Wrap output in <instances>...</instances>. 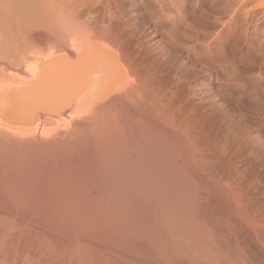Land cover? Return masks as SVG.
Here are the masks:
<instances>
[{
  "label": "rangeland",
  "instance_id": "obj_1",
  "mask_svg": "<svg viewBox=\"0 0 264 264\" xmlns=\"http://www.w3.org/2000/svg\"><path fill=\"white\" fill-rule=\"evenodd\" d=\"M44 1L45 12L61 10L62 1ZM90 1L110 31L108 42L86 44L108 46L114 62L69 75L75 84L57 75L18 106L0 105V130L8 129L0 141L11 142L0 152V264H264V0ZM59 11L31 15L34 41L46 30L41 22L63 35ZM44 42L13 55L22 50L34 62L63 54ZM8 70L3 81L25 76ZM100 75L104 88L113 83L110 95ZM23 153L27 171L12 168Z\"/></svg>",
  "mask_w": 264,
  "mask_h": 264
},
{
  "label": "bare ground",
  "instance_id": "obj_2",
  "mask_svg": "<svg viewBox=\"0 0 264 264\" xmlns=\"http://www.w3.org/2000/svg\"><path fill=\"white\" fill-rule=\"evenodd\" d=\"M47 1H50V0H47ZM47 1H46V3H45V7H46V4H48L47 3ZM55 1V0H54ZM60 1H62V2H60ZM94 1V0H93ZM104 1V0H103ZM213 1V0H212ZM217 1V0H216ZM229 2H230V0H228ZM232 1V0H231ZM237 0H235V2H236ZM239 2H241L242 0H238ZM238 1H237V3H238ZM44 0H0V34L2 35H0L1 36V38L3 37V39H2V42L0 41V45H2L3 43L6 45V47L4 48V44H3V47L2 46H0V50H2L1 52L3 53V51L5 52V54H2L3 56H2V59L4 60V62H5V65H4V62H3V64L2 65H4V67L2 68V66H1V68H0V105L1 106H8L9 105V101H10V103L11 104H13V106H15V105H17L18 106V104L21 102H19V97L21 98V100L22 101H24V99H25V97L27 96H31V95H28V94H30L31 93V91H32V89L31 88H33V87H40V86H42V85H44V87H45V85L46 84H50V83H52V79H55V77L57 76V75H62V76H64V74H66L67 75V79H68V82L70 81V79L68 78L69 77V75H70V77L71 76H76L77 75V77H80V75H82L83 73H85L86 72V70H91V69H89V68H91V66L93 65V62L95 63L94 65H96L98 62L99 63H102V65H106L107 66V63L109 64V60H110V62L113 60V58H110L109 59V57H108V54H109V49H108V46H99V48H97V46H95L94 44H89V43H87L86 44V41H89L90 42V39L89 38H93V37H96V38H98V37H100V39H101V37H106L108 34H107V32H106V26L108 25V24H106L104 21L106 20V18H105V20L104 21H102L103 19L102 18H100V19H102L101 21L100 20H98L97 18H96V15H100V14H98L99 12H96L97 14H95V11H97V9L95 10V11H92V10H90L92 7H93V4L91 3L92 1H90L89 2V0H59V2L61 3V10L59 11V15L61 16L62 15V17H60L61 19H63L64 20V22H63V20H61L62 21V23H64V24H67V25H65L66 26V29H68L67 31H66V29H65V31L64 30H62V31H64V33H63V35H60V37H56V34H57V32H56V34L54 33L55 32V30L54 31H51L53 28L51 27V23H50V25L48 24V26H50L52 29H48V27H46L47 26V24H45V25H42L41 23H43V22H41L40 23V25H41V27H39L38 26V28L40 29V28H43L44 29V27H42V26H45V28H46V30L44 31V32H40V31H37V32H40V33H38L39 34V36H41L40 37V40L39 41H34L33 39H32V35L34 34H31V28L32 29H34V30H37L36 28H33L32 27V21L33 20H31L30 19V17H31V15L35 12V14L36 13H38L39 15L37 16V17H39L40 16V19H43L42 17L44 16V14H46V16L48 15L47 13H49V12H45V9H44V7L42 6L43 4H44ZM53 2V1H52ZM51 1H50V3H52ZM96 2H98V1H96ZM161 2H162V0H161ZM160 2V3H161ZM219 2V1H218ZM232 2H234V0L232 1ZM261 2V1H260ZM49 3V4H50ZM54 3V2H53ZM50 4L51 6L52 5H54V4ZM63 3V4H62ZM91 3V4H90ZM99 3H100V1H99ZM103 3V2H102ZM101 3V4H102ZM106 3V2H105ZM237 3H235V6H237V5H239V4H237ZM262 3V2H261ZM74 5L72 8H73V11H71L70 10V8H71V6L72 5ZM158 4V3H157ZM164 4V3H163ZM167 4V3H166ZM237 4V5H236ZM240 4H242V2L240 3ZM49 5V6H50ZM68 5V6H67ZM69 5H71V6H69ZM89 5V6H88ZM108 5V4H107ZM227 5H229V3L227 4ZM102 6H104V5H102ZM211 6V5H210ZM230 6V5H229ZM231 6H234V4L232 3L231 4ZM240 6V5H239ZM238 6V7H239ZM52 10H51V12L52 13H54L56 10L54 9V7L52 6V7H50ZM50 8H49V10H50ZM56 8V7H55ZM98 8H99V6H98ZM101 8V7H100ZM104 8V7H103ZM227 8V7H226ZM231 8H233V7H231ZM53 9H54V12H53ZM60 9V8H59ZM95 9V8H94ZM238 9V8H237ZM236 9V10H237ZM48 10V11H49ZM99 10V9H98ZM106 10V9H105ZM229 10V12L231 11V9H228ZM58 11H56L55 13H58ZM102 11H104V10H102ZM71 12V13H70ZM73 12V13H72ZM105 12V11H104ZM103 12V13H104ZM231 12H234V9H232V11ZM242 12V11H241ZM245 12V11H244ZM243 12V13H244ZM264 12V11H263ZM51 13V14H52ZM54 13V14H55ZM102 13V14H103ZM225 13H227V12H225ZM242 13V14H243ZM50 14V13H49ZM50 14V15H51ZM53 14V17L55 18V20L57 21V25L60 27V29L62 28V24L60 23V25H62V26H60L59 25V16H57V15H54ZM233 14V13H232ZM37 15V14H36ZM43 15V16H42ZM245 15V14H244ZM33 16H34V14H33ZM42 16V17H41ZM45 16V17H46ZM56 16H57V18L59 19H56ZM103 16V15H102ZM108 15H106V17H107ZM48 17H49V15H48ZM52 17V15L49 17V19ZM101 17V16H100ZM109 17L110 18H112L111 16H110V14H109ZM109 17L107 18V19H109ZM244 17V16H243ZM247 17V16H246ZM40 19H39V22H40ZM110 20V19H109ZM44 21V20H43ZM56 21H54L55 22V24H56ZM108 21V20H107ZM111 21V20H110ZM45 22V21H44ZM66 22V23H65ZM109 22V21H108ZM48 23V22H47ZM223 23V22H222ZM221 23V24H222ZM224 24V23H223ZM54 25V24H53ZM57 26V27H58ZM67 26H69V27H67ZM240 26V25H239ZM255 26V25H254ZM49 27V28H50ZM58 27V28H59ZM109 27V26H108ZM107 27V28H108ZM255 28V27H254ZM42 29V30H43ZM59 29V30H60ZM106 29V30H105ZM234 29H235V27H234ZM33 30V31H34ZM41 30V29H40ZM61 31V32H62ZM108 31V30H107ZM110 31V30H109ZM109 31H108V33H109ZM36 32V33H37ZM59 33V34H62V33ZM84 33V34H83ZM256 33V32H255ZM78 35V36H77ZM79 35H80V37H79ZM79 37L82 41V43L83 44H85V45H83V44H81V43H79V44H76V39H79V38H77V37ZM109 36V35H108ZM0 38V39H1ZM41 38H43V39H45V40H43V42L44 41H47V43H48V45H49V51H55V52H53V53H58L59 52V54L60 53H63V54H61V55H57L56 54V56H53L52 58H48V57H46V58H48V59H46L45 60V58L44 59H42L41 61L39 60V61H34V62H29L28 61V59H27V57L25 56V54H23V53H20L22 50H20L19 51V55H13L14 53H15V50H16V48H18L20 45V47H19V49L20 48H23V50L24 49H26V51H29L28 50V48L27 47H29V48H31L30 46H34V45H40L41 43H43L41 40ZM76 38V39H75ZM108 37H106V39H107ZM109 39V38H108ZM108 39H107V42H108ZM111 39V38H110ZM3 40H5V41H3ZM38 40V39H37ZM94 40V38L92 39V41ZM103 40L105 41V39L103 38ZM41 41V42H40ZM80 40H78V42H79ZM97 41V40H96ZM102 41V40H101ZM111 41V40H110ZM259 41V40H258ZM85 42V43H84ZM45 43V42H44ZM91 43H94V42H91ZM7 44H9L8 45V47H7ZM17 44V45H16ZM46 44V43H45ZM19 45V46H18ZM66 45L69 47V48H71L72 50H70V51H73L74 52V54H73V59H71L68 55H67V53H64L63 52V50L66 48ZM94 45V46H93ZM106 45V44H105ZM1 47L2 48H4V49H1ZM67 47V48H68ZM110 47V46H109ZM35 48V47H34ZM37 48V47H36ZM18 49V50H19ZM32 49V48H31ZM17 50V51H18ZM37 51H38V49H36ZM35 50V51H36ZM36 51V52H37ZM115 51V50H114ZM14 52V53H13ZM31 52H32V50H31ZM40 49H39V54H40ZM11 53H12V55H11ZM35 53V52H34ZM33 54V52L31 53V55ZM45 55V54H44ZM44 55H43V57H44ZM115 55V54H114ZM1 56V55H0ZM5 56V57H4ZM34 56V55H33ZM36 56V55H35ZM46 56V55H45ZM110 56V55H109ZM39 57V56H38ZM40 57H41V54H40ZM107 58V62H106V58ZM34 58V57H33ZM105 58V59H104ZM112 59V60H111ZM30 60V59H29ZM101 60H102V62H101ZM97 61V62H96ZM103 62L105 63L106 62V64H103ZM112 62H114V61H112ZM116 63V62H115ZM113 65V66H112ZM109 66V65H108ZM118 66H119V64H118ZM110 67V66H109ZM9 68H11V69H13V70H15V71H19L21 74H25V76H23V78H21V79H19V80H17L16 78L14 79V78H11L10 77V79L9 80H7V81H3L2 80V76L3 75H5L4 74V72L5 71H7ZM111 68L113 69H116V71H120L119 69H118V67H117V65L116 64H114V63H112L111 64ZM96 69H97V67H96ZM112 69H110V70H112ZM125 69V68H124ZM99 70V69H98ZM9 71V70H8ZM97 70H95V72H96ZM115 70H114V72H116ZM98 73H101V72H98ZM118 73V72H117ZM103 74H105L104 73V71H103ZM108 74V73H107ZM106 74V75H107ZM89 76V75H88ZM108 76V75H107ZM121 76V75H120ZM72 78L73 80H75V78ZM76 77V78H77ZM114 77H116V75H114ZM101 75L98 77V79L100 80V82L102 81L101 80ZM104 78V79H103ZM103 80L104 81H102V86H100V87H103L104 85H106L105 83H103V82H106V83H108V80H109V78H111L110 76H108V80L106 81L105 80V78H106V76H103ZM79 79V78H78ZM50 80H52L50 83L48 82V81H50ZM72 80V81H73ZM114 80H116V79H114ZM123 80V79H122ZM77 81V80H76ZM111 81H113V80H111ZM110 81V82H111ZM71 82V81H70ZM61 83V82H60ZM71 83H74V82H71ZM53 84V83H52ZM70 84V83H69ZM75 84V83H74ZM83 84V83H82ZM117 84V83H116ZM84 85V84H83ZM110 85V86H109ZM113 85V83H109L108 84V86H106L107 87V89L106 88H101V89H103V93L105 92V90H107L106 91V93H104L103 95L104 96H106V95H110L109 93H110V91H108V87H110L109 88V90L110 89H113V87H111ZM114 85H115V83H114ZM47 86V85H46ZM70 86H72V87H74L75 88V86L74 85H71L70 84ZM81 87H82V85H80ZM43 87V86H42ZM57 87V86H56ZM86 87V86H85ZM118 87V86H117ZM60 88H61V86H60ZM122 88V87H121ZM84 89V88H83ZM77 90V89H76ZM85 90H87V89H85ZM30 91V93H28ZM83 91V90H82ZM112 91V90H111ZM109 92V93H108ZM49 93H50V91H49ZM62 93V92H61ZM108 93V94H107ZM117 93V92H116ZM26 96H25V95ZM32 94V93H31ZM65 94H66V92H65ZM79 94H81L80 92H79ZM100 94H101V92H100ZM32 95H34V94H32ZM42 95V94H41ZM127 95H129V94H127ZM35 96H37V95H35ZM40 96V95H39ZM100 96V95H99ZM102 96V95H101ZM38 97V96H37ZM37 97H35V99H38ZM65 97V96H64ZM75 97V96H74ZM84 97H86V96H84ZM103 97V96H102ZM101 97V98H102ZM110 97V96H109ZM125 97V96H124ZM88 98V97H87ZM105 98V97H104ZM103 98V100H105ZM116 98V97H115ZM130 98V97H129ZM28 100H30L29 98H27ZM33 99V96L31 97V100ZM34 99V100H35ZM77 99V98H76ZM27 100V101H28ZM34 100H32V101H34ZM83 100V99H82ZM102 100V99H101ZM103 100H102V102H103ZM40 101V100H39ZM53 101V100H52ZM131 101V100H130ZM35 102H37V101H34V103ZM42 102V101H41ZM57 102V101H56ZM25 103V102H24ZM23 103V104H24ZM27 103V102H26ZM26 103H25V105H26ZM40 103V102H39ZM84 103V102H83ZM89 103V102H88ZM15 104V105H14ZM28 104H29V102H28ZM90 104V103H89ZM103 104V103H102ZM36 105H38V103H36ZM66 105H68V104H63L62 106H60L59 105V110H57V114H59L60 116L63 114V108H66L65 106ZM90 105H92V104H90ZM89 105V106H90ZM101 105V104H100ZM104 105H105V102H104ZM28 106H30V105H27L26 107H28ZM39 106V105H38ZM45 106V105H44ZM52 106H53V104H52ZM102 106V105H101ZM9 107V109L11 108L10 106H8ZM22 107V106H21ZM42 107V106H41ZM68 107V106H67ZM93 107V106H92ZM92 107H90V108H92ZM108 107V106H107ZM18 108V107H17ZM23 109H25L24 107H22ZM94 108V107H93ZM98 108H100V106L98 107ZM102 108H104V107H102ZM115 108V107H114ZM8 109V108H7ZM27 109V108H26ZM29 109H30V107H29ZM41 109V108H40ZM69 109V108H68ZM19 110V109H18ZM67 110V109H66ZM90 110V109H89ZM88 110V111H89ZM99 110V109H98ZM25 111V110H24ZM27 111V110H26ZM31 111V110H30ZM63 111V112H62ZM32 112H34V111H32ZM87 112V111H86ZM92 112H93V110H92ZM105 112V111H104ZM29 113V112H28ZM36 113V112H35ZM85 113V112H84ZM88 113V112H87ZM11 114H13V113H11ZM25 114H27L26 112H25ZM45 114V113H44ZM80 114V113H79ZM108 114V113H107ZM106 114V115H107ZM10 115V114H9ZM22 115V114H21ZM75 115V114H74ZM73 115V116H74ZM93 115V114H92ZM0 116H2L1 114H0ZM14 116V114L12 115V116H10V117H13ZM25 116V115H24ZM28 116H30V114L28 115ZM37 116V115H36ZM35 116V114H34V117H36ZM40 116H42V115H40ZM66 116V115H65ZM72 115H71V118H77V117H73ZM95 116V115H94ZM96 116H98V115H96ZM44 117V116H43ZM83 117V116H82ZM137 117V116H136ZM2 118H4V116L2 117ZM22 118H23V116H22ZM27 117L25 116V119H26ZM37 118V117H36ZM68 118V117H67ZM79 118V117H78ZM77 118V119H78ZM89 118L91 119V116H89ZM88 117H86V119H89ZM100 118V117H99ZM113 118V117H112ZM11 119V118H10ZM32 119H33V117H32ZM51 119V118H50ZM53 119V118H52ZM81 119V118H80ZM84 119H85V117H84ZM93 119V118H92ZM14 120V119H13ZM17 120V119H16ZM72 120H74L75 121V119H72ZM83 120V119H82ZM81 120V121H82ZM102 120V119H101ZM3 121V120H2ZM15 121V120H14ZM27 121V120H26ZM38 121H39V119H38ZM38 121H36V124L37 123H41V122H38ZM46 121V120H45ZM70 121V120H69ZM77 121V120H76ZM75 121V122H76ZM86 121V120H85ZM10 122V121H9ZM12 122V121H11ZM10 122V123H11ZM16 122V121H15ZM82 122H84V120L82 121ZM103 122V121H102ZM117 122V121H116ZM133 122V121H132ZM137 122H139V121H137ZM7 123V122H6ZM27 123V122H26ZM34 123V122H33ZM33 123H31V124H33ZM56 123V122H55ZM73 123V122H72ZM93 123V122H92ZM36 124H33V125H35L36 126ZM42 124V123H41ZM81 124V123H80ZM85 124V123H84ZM90 124V123H89ZM102 124V123H101ZM136 124V123H135ZM33 125H32V127H33ZM40 125V124H39ZM56 125V124H55ZM54 125V126H55ZM117 125V124H116ZM31 126V125H30ZM30 126H27L26 125V127H30ZM38 126V125H37ZM36 126V127H37ZM78 126H79V124H78ZM83 126V125H82ZM101 126V125H100ZM131 126V125H130ZM1 127V126H0ZM5 127V126H4ZM35 127V128H36ZM41 127H43L42 125H41ZM7 127H5V128H3L2 127V130H0V132L2 133V135L3 134H5V133H3V132H5V131H7V130H4L3 131V129H6ZM54 128V127H53ZM148 128V127H147ZM1 129V128H0ZM39 129V128H38ZM41 129V128H40ZM103 129H104V126H103ZM140 129V128H139ZM145 129V128H144ZM41 131V130H40ZM10 133H13V134H15V132H11V131H9ZM9 132H6V134L8 133V134H10ZM20 132V131H19ZM32 132V131H31ZM26 133L25 135H30V134H32V133ZM37 132V131H36ZM47 132V131H46ZM44 133V131L42 130V132H40L41 134H43V136H46V135H49L48 134V132L47 133ZM102 132H103V130H102ZM0 133V134H1ZM39 133V132H38ZM56 133V132H55ZM61 133V132H60ZM100 133H101V131H100ZM7 134V135H8ZM22 134V133H21ZM20 134V135H21ZM34 134H36V133H34ZM33 134V135H34ZM56 134H58V133H56ZM62 134V133H61ZM66 134V133H65ZM64 134V135H65ZM67 134H68V132H67ZM7 135H5V136H7ZM18 136L17 138H20L21 136ZM32 135V136H33ZM37 135V134H36ZM54 135V134H53ZM117 135V134H116ZM151 135V134H150ZM10 136L12 137V135L10 134ZM9 136V137H10ZM15 136H17V134H15ZM24 136V135H23ZM22 136V137H23ZM61 136V135H60ZM10 137V138H11ZM22 137L19 139V140H21L22 139ZM29 137V136H28ZM28 137H26L25 136V138L27 139ZM36 137V136H35ZM48 137V136H47ZM118 137V136H117ZM10 138H8V139H10ZM16 138V139H17ZM24 138V137H23ZM25 138L24 139H22V140H25ZM30 139H32V138H30ZM30 139H29V141H30ZM11 140V139H10ZM21 140V141H22ZM70 140V139H69ZM156 140V139H155ZM160 140V139H159ZM27 141V143H29L28 142V140H26ZM46 141V140H45ZM44 141V142H45ZM103 141V140H102ZM120 141H122V140H120ZM23 142V141H22ZM31 142V141H30ZM143 142H144V140H143ZM11 143V142H10ZM10 143L7 141H0V152L1 151H3L4 149H9L10 148ZM24 143V142H23ZM90 143V142H89ZM30 144V143H29ZM31 144H32V142H31ZM117 144H119V143H117ZM164 144V143H163ZM22 145H24V144H22ZM35 145V144H34ZM47 145V144H46ZM109 145V144H108ZM116 145V144H115ZM114 145V146H115ZM25 146V145H24ZM23 146V147H24ZM44 146V145H43ZM61 146V145H60ZM106 146V145H105ZM111 146V145H110ZM152 146V145H151ZM26 147V146H25ZM27 147H30V146H27ZM48 147V146H47ZM83 147V146H82ZM112 147V146H111ZM165 147V146H164ZM13 148V147H12ZM21 148V147H20ZM55 148V147H54ZM80 148V147H79ZM156 148V147H155ZM168 148V147H167ZM8 149H7V151L6 152H8ZM11 149V148H10ZM9 149V151H11ZM15 149V148H14ZM17 149V148H16ZM113 149V148H112ZM122 149V148H121ZM132 149V148H131ZM160 149V148H159ZM164 149V148H163ZM13 150V149H12ZM21 151H23L22 149H20ZM29 150V149H28ZM54 150V149H53ZM56 150V149H55ZM93 150V149H92ZM106 150H108V149H105V151ZM110 150V149H109ZM108 150V151H109ZM168 150V149H167ZM32 151V150H31ZM46 151V150H45ZM48 151H49V149H48ZM51 151V150H50ZM58 150H56V152H57ZM133 151V150H132ZM162 151V150H161ZM6 152L4 153V152H2V154H5V157H6ZM14 152V151H13ZM20 152V151H19ZM53 152V151H52ZM66 152V151H65ZM115 152H117V151H115ZM152 152V151H151ZM177 152V151H176ZM33 153V152H32ZM35 153V152H34ZM40 153V152H39ZM45 153V152H44ZM104 153V152H103ZM168 153V152H167ZM169 153H171V152H169ZM1 154V153H0ZM29 155L31 154V152H29L28 153ZM27 154V155H28ZM50 154V153H49ZM53 154V153H52ZM52 154H50V155H52ZM58 154H60L59 152H58ZM105 154V153H104ZM103 154V155H104ZM116 154V153H115ZM129 154V153H128ZM141 154V153H140ZM162 154V153H161ZM179 154H181V153H179ZM20 155H22V152H21V154ZM23 155H24V153H23ZM29 155H28V157H29ZM41 155V154H40ZM100 155V154H99ZM102 155V154H101ZM121 155V154H120ZM132 155V154H131ZM134 155V154H133ZM139 155V154H138ZM145 155V154H144ZM176 155H178V154H176ZM4 156V155H3ZM2 155L0 156V160H3V157ZM15 156H16V153H15ZM18 156V155H17ZM34 156V155H33ZM36 156V155H35ZM109 156V155H108ZM107 156V157H108ZM142 156V155H141ZM140 156V157H141ZM156 156V155H155ZM172 156V155H171ZM180 156V155H179ZM3 157V158H2ZM19 157H21V158H18V157H14L15 159H12L11 158V160H12V162H10V163H12L11 165L9 164V162H7L5 165L7 166L8 164L12 167V168H22L23 167V163H24V165H25V161L27 162V166L29 165V160H31L30 158H27V156H25L24 155V157H26L27 158V160H25V159H22V158H24V157H22V156H19ZM41 157V156H40ZM45 157V156H44ZM111 157V156H110ZM122 157V156H121ZM120 157V158H121ZM129 157V156H128ZM132 157V156H131ZM146 157V156H145ZM178 157V156H177ZM37 158V157H36ZM49 158V157H48ZM87 158V157H86ZM134 158V157H133ZM142 158V157H141ZM160 158V157H159ZM180 158V157H179ZM35 159V158H34ZM42 159V158H41ZM40 159V160H41ZM99 159V158H98ZM102 159V158H101ZM113 159V158H112ZM148 159V158H147ZM154 159V158H153ZM163 159V158H162ZM169 159L171 160V158L169 157ZM174 159V158H173ZM13 160H14V162H13ZM90 160V159H89ZM175 160V159H174ZM4 161L6 162L7 160L6 159H4ZM8 161H10L9 159H8ZM37 161V160H36ZM68 161V160H67ZM111 161V160H110ZM114 161V160H113ZM119 161V160H118ZM133 161V160H132ZM154 161V160H153ZM167 161V160H166ZM1 162H3V161H1ZM0 162V163H1ZM50 162V161H49ZM69 162V161H68ZM72 162V161H71ZM109 162V161H108ZM145 162H146V160H145ZM157 162V161H156ZM161 162V161H160ZM164 162V161H163ZM174 162V161H173ZM41 163V162H40ZM43 163V162H42ZM111 163V162H110ZM47 164V163H46ZM104 164V163H103ZM113 164H115V163H113ZM120 164V163H119ZM122 164V163H121ZM120 164V165H121ZM169 164V163H168ZM5 165H3L2 164V167H4L5 168ZM35 165V164H34ZM36 165H38L39 166V164H36ZM126 165V164H125ZM142 165V164H141ZM164 165H165V163H164ZM1 166V165H0ZM37 166V167H38ZM122 166V165H121ZM138 166H140L139 164H138ZM31 167H34V166H31ZM95 167V166H94ZM181 167V166H180ZM24 168V167H23ZM22 168V169H23ZM29 168V167H28ZM36 168V167H35ZM47 168V167H46ZM51 168V167H50ZM49 168V169H50ZM133 168H134V166H133ZM132 168V169H133ZM7 169V168H6ZM5 169V170H6ZM37 169V168H36ZM35 169V171L37 172V170ZM41 169V168H40ZM164 169V168H163ZM183 169V168H182ZM24 170H26L25 168H24ZM32 170V169H31ZM52 170H54V169H51V171L50 172H52ZM113 170V169H112ZM135 170H136V168H135ZM143 170H145V169H143ZM159 170V169H158ZM157 170V171H158ZM167 170V169H166ZM165 170V171H166ZM169 170V169H168ZM180 170V169H179ZM21 171H23V170H21ZM27 171V170H26ZM32 171H34V170H32ZM42 171V170H41ZM56 171V170H55ZM96 171V170H95ZM138 171V170H137ZM180 171H182V170H180ZM179 171V172H180ZM24 172V171H23ZM84 172V171H83ZM136 172V171H135ZM167 172V171H166ZM166 172H164V173H166ZM7 173V172H6ZM28 173V172H27ZM26 173V174H27ZM32 173V172H31ZM41 172H40V170H39V172H38V175L40 174ZM78 173V172H77ZM149 173V172H148ZM161 173H162V171H161ZM182 173V172H181ZM13 174V173H12ZM24 174V173H23ZM29 174V173H28ZM27 174V175H28ZM57 174V173H56ZM100 174V173H99ZM119 174V173H118ZM135 174V173H134ZM156 174V173H155ZM168 174V173H167ZM184 174V173H183ZM191 174V173H190ZM15 175V174H14ZM33 175H35V174H33ZM136 175V174H135ZM170 175H171V172H170ZM173 175V174H172ZM185 175V174H184ZM4 176V175H3ZM31 176V175H30ZM29 176V177H30ZM101 176V175H100ZM139 176V175H138ZM179 176V175H178ZM187 176V175H186ZM14 177V176H13ZM25 177V176H24ZM122 177V176H121ZM135 177H137V176H135ZM172 177H174V176H172ZM28 178V177H27ZM54 178V177H53ZM184 178V177H183ZM186 178V177H185ZM192 178V177H191ZM24 179V178H23ZM104 179H105V177H104ZM139 179V178H138ZM144 179V178H143ZM170 179V178H169ZM180 179V178H179ZM181 179H182V175H181ZM103 180V179H102ZM142 180V179H141ZM187 180H189V179H187ZM5 181V180H4ZM19 181V180H18ZM24 181V180H23ZM34 181V180H33ZM43 181V180H42ZM145 181V180H144ZM35 182H37V181H35ZM46 182V181H45ZM131 182H133V181H131ZM31 183V182H30ZM101 183V182H100ZM134 183V182H133ZM139 183V182H138ZM157 183V182H156ZM22 184V183H21ZM140 184V183H139ZM116 185V184H115ZM131 185V184H130ZM133 185V184H132ZM183 185H184V183H183ZM188 185V184H187ZM19 186V185H18ZM119 186V185H118ZM141 186H143V185H141ZM147 186H149V185H147ZM158 186V185H157ZM145 187V186H144ZM154 187V186H153ZM23 188V187H22ZM27 188V187H26ZM111 188H113V187H111ZM115 188V187H114ZM118 188V187H117ZM127 188H129V187H127ZM158 188H160V187H158ZM172 188V187H171ZM191 188V187H190ZM193 188V187H192ZM191 188V189H192ZM58 189V188H57ZM131 189V188H130ZM134 189V188H133ZM132 189V190H133ZM144 189V188H143ZM188 189V188H187ZM141 190V189H140ZM159 190V189H158ZM4 190H2V192H3ZM146 191H147V189H146ZM160 191V190H159ZM17 192H18V190H17ZM86 192V191H85ZM156 192V191H155ZM13 193V192H12ZM24 193H25V191H24ZM77 193V192H76ZM134 193H135V191H134ZM164 193V192H163ZM7 194V193H6ZM26 194V193H25ZM24 194V195H25ZM55 194V193H54ZM126 194V193H125ZM140 194V193H139ZM159 194V193H158ZM158 194H156V195H158ZM161 194V193H160ZM177 194V193H176ZM23 195V197H25ZM27 195V194H26ZM89 195V194H88ZM135 195V194H134ZM17 196V195H16ZM136 196H138V195H136ZM147 196V195H146ZM163 196V195H162ZM174 196V195H173ZM22 197V196H21ZM22 197V198H23ZM133 197V196H132ZM148 197V196H147ZM152 197V196H151ZM164 197V196H163ZM40 198V197H39ZM39 198H36V199H39ZM127 198H129V197H127ZM134 198V197H133ZM157 198V197H156ZM175 198H176V196H175ZM174 198V199H175ZM178 198V197H177ZM190 198V197H189ZM12 199V198H11ZM15 199V198H14ZM77 199V198H76ZM147 199H149V198H147ZM180 199V198H179ZM183 199V198H182ZM192 198H190V200H191ZM17 200H18V198H17ZM22 200V199H21ZM46 200V199H45ZM123 200V199H122ZM31 201V200H30ZM47 201V200H46ZM77 201V200H76ZM82 201V200H81ZM125 201V200H124ZM132 201V200H131ZM180 201V200H179ZM16 202V201H15ZM112 202V201H111ZM175 202V201H174ZM178 202V201H177ZM182 202V201H181ZM22 203V202H21ZM63 203V202H62ZM77 203V202H76ZM84 203V202H83ZM97 203V202H96ZM132 203V202H131ZM173 203V202H172ZM18 204V203H17ZM27 204V203H26ZM58 204V203H57ZM82 204V203H81ZM114 204V203H113ZM1 205V204H0ZM19 205V204H18ZM67 205V204H66ZM179 206V205H178ZM6 207V206H5ZM12 207V206H11ZM128 207V206H127ZM180 207V206H179ZM84 208V207H83ZM87 208V207H86ZM116 208V207H115ZM118 208V207H117ZM123 208V207H122ZM1 209V208H0ZM185 209V208H184ZM13 210V209H12ZM25 210V209H24ZM41 210H42V208H41ZM188 210V209H187ZM1 211H3V210H1ZM33 211H34V208H33ZM120 211V210H119ZM128 211V210H127ZM185 211V210H184ZM6 212V211H5ZM22 212V211H21ZM125 212V211H124ZM9 213V212H8ZM33 213V212H32ZM55 213V212H54ZM57 213V212H56ZM26 214V213H25ZM44 214V213H43ZM67 214H68V212H67ZM83 214V213H82ZM38 215V214H37ZM50 215V214H49ZM64 215H65V213H64ZM94 215V214H93ZM105 215V214H104ZM25 216V215H24ZM31 216V215H30ZM73 216H74V213H73ZM80 216V215H79ZM13 217V216H12ZM65 217V216H64ZM82 217V216H81ZM86 217V216H85ZM11 219V218H10ZM26 219V218H25ZM48 219V218H47Z\"/></svg>",
  "mask_w": 264,
  "mask_h": 264
}]
</instances>
